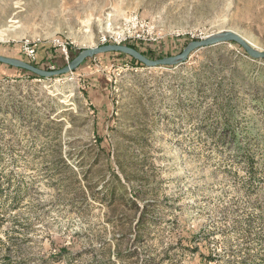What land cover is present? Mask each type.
Listing matches in <instances>:
<instances>
[{
	"label": "rangeland",
	"instance_id": "rangeland-1",
	"mask_svg": "<svg viewBox=\"0 0 264 264\" xmlns=\"http://www.w3.org/2000/svg\"><path fill=\"white\" fill-rule=\"evenodd\" d=\"M226 31L264 50V0H0V54L44 69ZM0 186V264L264 257V59L227 41L152 67L97 53L51 77L0 63Z\"/></svg>",
	"mask_w": 264,
	"mask_h": 264
},
{
	"label": "water",
	"instance_id": "water-1",
	"mask_svg": "<svg viewBox=\"0 0 264 264\" xmlns=\"http://www.w3.org/2000/svg\"><path fill=\"white\" fill-rule=\"evenodd\" d=\"M227 41H236L238 42L245 52L252 58L255 59H264V50H257L254 47H252L249 43H247L240 35L237 33H234L232 31H226L222 33H216L212 35H208L205 38H199L197 40H193L189 42L179 53L165 56L157 59L148 58L133 47L126 45V44H120V43H105L101 44L95 47L86 48L84 50H81L76 57H74L70 62H68L66 65L59 67V68H53V69H44L37 67L29 62H22L19 60H15L9 56H5L0 54V63L7 64L13 67L22 68L25 70H28L35 75L38 76H45V77H51V76H57L61 74H65L67 72L72 71L75 67H77L82 61L93 54L97 53H104V52H123L128 55H131L135 59L142 62L144 65L148 67L152 66H159V65H170L176 62H181L187 59L189 54L196 50L197 48H202L222 42Z\"/></svg>",
	"mask_w": 264,
	"mask_h": 264
},
{
	"label": "trees",
	"instance_id": "trees-1",
	"mask_svg": "<svg viewBox=\"0 0 264 264\" xmlns=\"http://www.w3.org/2000/svg\"><path fill=\"white\" fill-rule=\"evenodd\" d=\"M127 45H129V46H131V47H133L134 49H136L137 51H139L140 53H142L143 55H145L146 57H148V58H152V51H151V49H147L145 46H143V47H141V44L139 45V44H134V43H127ZM107 53H117V54H119V55H128V54H126V53H123V52H113V51H111V52H104V53H101V54H107ZM129 57H130V59L133 61V62H135L136 64H139V65H141V66H143L144 64L142 63V62H140L139 60H137V59H135L134 57H132L131 55H128ZM87 59V58H86ZM86 59H84L83 61H85ZM82 61V62H83ZM30 63V62H29ZM31 64H33V65H35V66H37V67H40V66H38V64H37V62H34L33 61V63L31 62ZM7 65V64H6ZM7 66H9V67H13V66H10V65H7ZM16 69H19V70H23V71H25V72H27V73H29V76H32V77H38L37 75H35L34 73H32V72H30V71H28V70H25V69H22V68H17V67H15ZM41 68V67H40ZM76 68V67H75ZM74 68V69H75ZM73 69V70H74ZM111 192H112V190L111 189H109V191H108V193L109 194H111ZM0 194H1V186H0ZM2 205H1V203H0V207H1ZM1 219V218H0ZM142 223V222H141ZM194 251H196V248L195 249H193ZM67 252V249L66 248H60L59 250H58V253L56 254V256L54 257L55 258V260L57 261V260H59V258H64L65 257V255L67 254L66 253ZM201 257L202 258H204V259H206V260H208V261H211V260H215V258L214 257H212L211 255H204L203 253L201 254ZM245 260H247V261H245ZM241 264H264V257H261V255H256V258H252L250 255H249V257H246V259H244V261H242V263Z\"/></svg>",
	"mask_w": 264,
	"mask_h": 264
},
{
	"label": "built area",
	"instance_id": "built-area-1",
	"mask_svg": "<svg viewBox=\"0 0 264 264\" xmlns=\"http://www.w3.org/2000/svg\"><path fill=\"white\" fill-rule=\"evenodd\" d=\"M116 43H119V40H115ZM23 51L24 53L26 54L27 57H29L30 59H34L35 57V53H36V48H35V45L33 44H30V43H25L23 45Z\"/></svg>",
	"mask_w": 264,
	"mask_h": 264
}]
</instances>
